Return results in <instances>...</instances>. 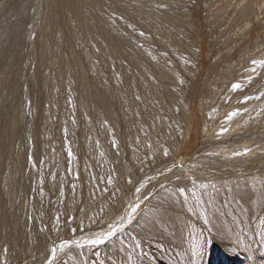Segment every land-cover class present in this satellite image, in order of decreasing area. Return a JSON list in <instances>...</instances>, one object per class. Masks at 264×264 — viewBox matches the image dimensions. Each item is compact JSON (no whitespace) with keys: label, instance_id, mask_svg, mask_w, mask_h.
I'll return each mask as SVG.
<instances>
[{"label":"rangeland","instance_id":"374dc122","mask_svg":"<svg viewBox=\"0 0 264 264\" xmlns=\"http://www.w3.org/2000/svg\"><path fill=\"white\" fill-rule=\"evenodd\" d=\"M0 264H264V0H0Z\"/></svg>","mask_w":264,"mask_h":264},{"label":"snow or ice","instance_id":"6c2138e0","mask_svg":"<svg viewBox=\"0 0 264 264\" xmlns=\"http://www.w3.org/2000/svg\"><path fill=\"white\" fill-rule=\"evenodd\" d=\"M234 87H238V85H235ZM133 211H135V209H133ZM117 229L113 228L110 232H108L104 239L109 238L110 236L114 235L116 233ZM91 243H95V244H99V243H103V239H96L94 241H91ZM54 251V250H53Z\"/></svg>","mask_w":264,"mask_h":264},{"label":"bare ground","instance_id":"6f19581e","mask_svg":"<svg viewBox=\"0 0 264 264\" xmlns=\"http://www.w3.org/2000/svg\"><path fill=\"white\" fill-rule=\"evenodd\" d=\"M127 209V208H126ZM130 214V213H129ZM111 231V230H110Z\"/></svg>","mask_w":264,"mask_h":264}]
</instances>
